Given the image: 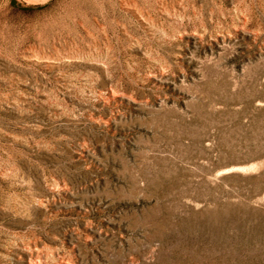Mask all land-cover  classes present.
I'll return each mask as SVG.
<instances>
[{
  "label": "rangeland",
  "instance_id": "1",
  "mask_svg": "<svg viewBox=\"0 0 264 264\" xmlns=\"http://www.w3.org/2000/svg\"><path fill=\"white\" fill-rule=\"evenodd\" d=\"M0 264H264V0H0Z\"/></svg>",
  "mask_w": 264,
  "mask_h": 264
}]
</instances>
